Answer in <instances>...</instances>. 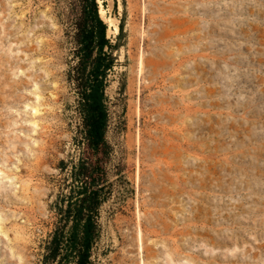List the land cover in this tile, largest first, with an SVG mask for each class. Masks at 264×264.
I'll use <instances>...</instances> for the list:
<instances>
[{
	"label": "rangeland",
	"instance_id": "1",
	"mask_svg": "<svg viewBox=\"0 0 264 264\" xmlns=\"http://www.w3.org/2000/svg\"><path fill=\"white\" fill-rule=\"evenodd\" d=\"M97 1L118 48L90 264H264V0ZM76 14L0 0V264H42L81 155Z\"/></svg>",
	"mask_w": 264,
	"mask_h": 264
},
{
	"label": "trees",
	"instance_id": "2",
	"mask_svg": "<svg viewBox=\"0 0 264 264\" xmlns=\"http://www.w3.org/2000/svg\"><path fill=\"white\" fill-rule=\"evenodd\" d=\"M77 7L74 63L68 81L76 90L83 141L78 162L70 170L54 203L55 225L45 245L42 264H90L99 235L102 204L110 194L105 164L110 145L106 133L109 112L105 90L118 48L107 37V24L97 0H71ZM124 33L123 21L119 24ZM62 164L63 161H62Z\"/></svg>",
	"mask_w": 264,
	"mask_h": 264
}]
</instances>
